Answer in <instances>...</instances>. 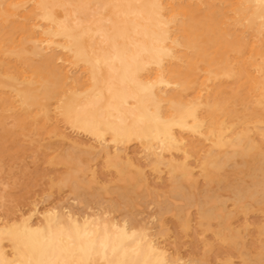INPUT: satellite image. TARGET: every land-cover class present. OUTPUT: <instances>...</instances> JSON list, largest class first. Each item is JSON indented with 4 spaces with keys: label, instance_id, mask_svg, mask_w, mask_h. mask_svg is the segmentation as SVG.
<instances>
[{
    "label": "rangeland",
    "instance_id": "1",
    "mask_svg": "<svg viewBox=\"0 0 264 264\" xmlns=\"http://www.w3.org/2000/svg\"><path fill=\"white\" fill-rule=\"evenodd\" d=\"M61 4L53 9H70ZM192 9L182 33L190 47L168 66L175 84L163 108L183 112L203 88L196 113L203 130L223 126V138L175 129L183 145L162 159L133 137L113 142L107 131L99 141L67 119L64 104L86 75L60 48L29 41L23 29L39 8L28 2L0 20V226L42 228L53 213L62 227L75 218L145 233L178 264H264V42L222 25L218 0ZM1 245L12 259V241L3 235Z\"/></svg>",
    "mask_w": 264,
    "mask_h": 264
},
{
    "label": "bare ground",
    "instance_id": "2",
    "mask_svg": "<svg viewBox=\"0 0 264 264\" xmlns=\"http://www.w3.org/2000/svg\"><path fill=\"white\" fill-rule=\"evenodd\" d=\"M58 1L0 0V20L18 16L20 6L32 3L40 13L37 21L23 29L29 41L38 51L58 47L68 65L81 67L86 75L84 88L74 91L63 107L72 125L99 141H106L107 131L113 142L133 137L159 159L166 149L183 145L175 129L192 128L206 141L211 136L223 138V126L203 130L196 113L203 88L195 91L185 111H179L180 105L163 108L173 100L166 96L172 84L168 66L182 62L180 48L190 47L182 35L189 29L185 22L194 17L192 5L199 6L203 0ZM218 2L222 25L229 20L242 24L264 42V0ZM61 3L70 9L56 12L53 7ZM249 50L253 53L255 45ZM68 72L69 67L66 76ZM3 235L13 243L12 259L2 248ZM97 260L102 264H178L145 233L135 234L114 222L98 227L73 218L62 227L52 213L42 228L27 222L18 228L0 226V264H95Z\"/></svg>",
    "mask_w": 264,
    "mask_h": 264
}]
</instances>
